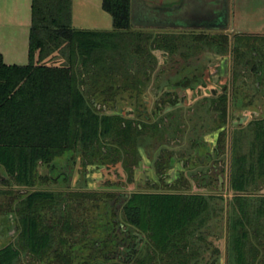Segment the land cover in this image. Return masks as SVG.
<instances>
[{"label":"trees","instance_id":"1","mask_svg":"<svg viewBox=\"0 0 264 264\" xmlns=\"http://www.w3.org/2000/svg\"><path fill=\"white\" fill-rule=\"evenodd\" d=\"M101 7L111 16V29H76L71 0H31L28 62L8 64L0 54V173L9 186L0 189V200L16 231L15 242L0 247V264H27L25 257L30 264H199L202 250L218 254L207 238L218 236L213 228L222 214L227 264H264V194L248 191L264 184L260 128L249 158L242 155L233 163V195L226 206L214 196L178 187L123 195L12 189L41 180L40 164L50 167L45 178L58 179L59 172L51 174L56 159L73 152L86 162L122 160L132 172L142 140L154 137L159 125L145 116L99 109L113 106L125 93L132 111L138 109L141 103L134 102L156 66L152 49L178 53L183 60L207 50L220 56L230 51L236 63L251 64L258 78L263 72L264 46L259 48L251 35H233L232 43L225 33L204 30L154 36L133 29L131 0H101ZM54 55L60 63H47ZM206 79L196 67L172 85L194 89ZM175 90L164 91L158 100L164 108L177 105L170 97ZM206 98L219 117L225 116V92ZM155 106L153 117L162 110Z\"/></svg>","mask_w":264,"mask_h":264},{"label":"rangeland","instance_id":"2","mask_svg":"<svg viewBox=\"0 0 264 264\" xmlns=\"http://www.w3.org/2000/svg\"><path fill=\"white\" fill-rule=\"evenodd\" d=\"M221 2L222 6L216 7L223 9L222 18L226 23L223 28H220V23L214 24L210 9L214 3L213 0H144V9L149 12L153 11L154 14H148V18L143 19L144 25H133V29L154 36L163 33H188L190 30L188 28L143 27L150 26L147 24L153 23V19L164 23L165 18L162 15L169 14L171 17H178L177 21L198 22L204 26L189 32L197 33L204 30L208 33H225L229 36L230 43L234 41L232 40L233 35H251L253 36L251 39L257 40L258 47L263 48L264 32H238L232 29L229 21L230 0H221ZM176 10L178 13H175ZM25 15L26 19L30 20V8L24 7ZM106 15L110 17L109 14L106 13ZM26 32L24 31V34L20 32L21 35L16 36L15 42L18 52L25 48V58L21 64L28 62L26 47L28 34ZM254 36H257L256 39ZM262 52L264 59V50ZM151 53L156 58V66L144 93L139 95L137 101L134 102L141 103L137 105L138 109L132 111L128 93L121 95L122 98L117 97V102L113 106H103V108L100 106L102 109H99L106 113L120 112L129 117L143 118L147 115L152 124L159 125L160 129L154 130V137H151L149 141L142 140L137 153L134 154L138 161L135 164L132 163L133 173L124 167L122 160L116 163L112 160L86 162L78 153L73 152L56 159V167L51 174L55 176L56 172H60L62 176L58 179L45 178L50 167L40 164L38 173L42 177L41 180L32 187L13 186L12 189H44L64 193L69 191L106 193L110 191L123 195L135 191L166 192L178 187L176 190L179 192L214 196L215 200H222L223 205L226 206L233 195L230 189V171L235 159L242 155L249 158L253 145L257 143L255 136L259 128L263 131L264 139V67L258 78L251 64L246 65L244 61L236 63L230 51L226 56H220L207 50L187 60L181 59L178 53L171 54L163 49H152ZM60 61L61 57L54 55L47 63L58 64ZM196 67L204 74L208 73L210 80L218 81L220 88L226 87L225 116L219 117L220 113L215 109L210 98L198 95L194 97H199L197 100L189 95L183 103H178L171 108L163 107L158 112V116L153 117L151 110L155 107L156 99L164 97V91L170 90L172 84L183 79L188 69ZM179 94L182 92L180 91ZM240 99L244 101L243 105L237 106V101ZM219 125L223 126V130L216 136ZM159 134L161 136H158ZM215 142L219 143L217 153L211 156L209 161H207L208 155L203 156L204 150L202 149L198 151L201 156H197L196 160H192V156H189L195 152L194 145L207 143L206 148L213 150ZM174 156L178 159L183 157L185 160H190L189 166L181 168L178 163L174 164ZM7 187L9 186L1 178L0 189ZM248 191L252 192L251 194H264V184H260L258 190ZM0 201L3 202V200ZM4 203L0 208V247L7 243H14L16 240L14 217ZM74 206L77 207L76 201H74ZM225 223L226 216L222 214L217 227L213 228L218 236L210 235L207 238L218 249V254L202 250L199 264H211L212 259H216L212 264H227ZM122 244L123 242H120V245ZM25 261L30 264L28 257H25Z\"/></svg>","mask_w":264,"mask_h":264},{"label":"crops","instance_id":"3","mask_svg":"<svg viewBox=\"0 0 264 264\" xmlns=\"http://www.w3.org/2000/svg\"><path fill=\"white\" fill-rule=\"evenodd\" d=\"M144 1V0H143ZM220 6L221 0H213ZM31 0H0V54L8 64L23 65L24 49L15 48L16 36L29 35L30 20L24 7ZM230 25L238 32H264V0H230ZM101 0H71V26L76 29L107 30L111 25ZM27 27V28H26ZM28 51V43L26 44ZM26 64V63H24Z\"/></svg>","mask_w":264,"mask_h":264},{"label":"flooded vegetation","instance_id":"4","mask_svg":"<svg viewBox=\"0 0 264 264\" xmlns=\"http://www.w3.org/2000/svg\"><path fill=\"white\" fill-rule=\"evenodd\" d=\"M207 81H202V83H198V85L194 88V89H191L189 87H185L183 85H181L180 87L177 88V90L174 89L173 85L172 88L170 89L171 91H174L175 90V97H173L174 95L172 94L170 97L172 100H176L177 99V102L175 104H178V103H183L185 100L188 99V96L190 95L192 98H194L195 96H198V95H204L202 97H210V96H217V95H220L222 93L225 92V86H223L222 88H220V83L218 81H212L210 80L209 78V75L207 73ZM203 82H205V84H203ZM220 90V91H219ZM180 91L182 92V94H179ZM190 97V99H191ZM199 98V97H198ZM198 98H194V99H197ZM160 98H157L156 99V104L159 105V107L162 109L163 106L161 103H159V100ZM189 99V101H190ZM155 104V105H156ZM237 106H242V104L238 103L236 104ZM174 105L172 106H169L170 108L173 107ZM155 113H157V109H156V106L152 109ZM151 110V111H152ZM146 118H149L147 115H144ZM216 130V129H215ZM223 130V126H219V131H217L216 133V136H218V134L221 133V131ZM215 146L213 147V150H210V148H206L207 146V143H204V145H194L193 149H195V152L192 154H190L189 156H192V160H196L197 159V156H201V154L199 155L198 151L200 149L204 150L203 152V156L204 155H208V159L207 161H209V159L211 158V156L215 155L217 153V145H219V143H216L214 144ZM213 152V153H212ZM174 164L178 163L180 165L181 168H186L189 166V161L190 160H185L183 157L178 159L176 156H174ZM134 168V167H133ZM133 170V169H132ZM60 173V172H59ZM133 173V172H132ZM133 175V174H132ZM59 177H61V173L58 175ZM152 183L154 181H151Z\"/></svg>","mask_w":264,"mask_h":264},{"label":"water","instance_id":"5","mask_svg":"<svg viewBox=\"0 0 264 264\" xmlns=\"http://www.w3.org/2000/svg\"><path fill=\"white\" fill-rule=\"evenodd\" d=\"M222 4V2H221ZM212 7H210L211 12L213 14V21L214 24L217 25V23H220L219 26H221L220 28H223L226 26L225 20L223 17V9L222 7H216L211 5ZM222 6V5H221ZM215 8V9H214ZM153 13L152 11H147L144 9V5H143V0H131V24L134 26H142L144 25V20L143 19H147L148 18V14ZM175 13H178V10L175 11ZM152 16V15H151ZM155 16V15H154ZM162 17L165 18L164 23L160 22V21H155V19H153V23L150 22L147 25L150 26H143V27H171V28H188V29H198V28H203V24L202 23H186L185 21H177L178 17H171V15L169 14H163ZM222 19V21H221ZM134 20V21H133ZM146 21V20H145ZM4 179L5 176L3 174L0 173V179Z\"/></svg>","mask_w":264,"mask_h":264}]
</instances>
